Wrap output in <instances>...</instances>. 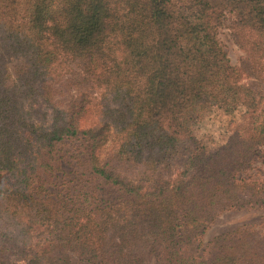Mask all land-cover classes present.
<instances>
[{
	"label": "trees",
	"instance_id": "trees-1",
	"mask_svg": "<svg viewBox=\"0 0 264 264\" xmlns=\"http://www.w3.org/2000/svg\"><path fill=\"white\" fill-rule=\"evenodd\" d=\"M213 110L241 113L209 145ZM261 151L264 0H0V264H264L258 225L201 241L264 208Z\"/></svg>",
	"mask_w": 264,
	"mask_h": 264
},
{
	"label": "rangeland",
	"instance_id": "rangeland-1",
	"mask_svg": "<svg viewBox=\"0 0 264 264\" xmlns=\"http://www.w3.org/2000/svg\"><path fill=\"white\" fill-rule=\"evenodd\" d=\"M218 39L223 49L226 51L230 62L233 65H237L244 57V52L234 42L230 31L226 27V21L219 27ZM240 113L241 110L229 116L217 110L208 112L197 127L196 136L203 138L209 145L221 143L225 139L229 121L238 120ZM78 144L79 143L76 141L65 140L59 146L60 150L58 155L60 156L59 163L61 165V170L56 173V177L49 186V190L53 193H56L65 186L71 187L77 185V174L74 173L76 167L74 166V161H72L70 157L82 150ZM66 159L72 164L67 163L65 161ZM253 171H256L255 174L264 179L263 151L258 154V158L254 161L253 168L249 172ZM251 225H258L260 230L264 231V208L232 209L219 213L216 218L207 225L204 232L201 233L202 247H205V255L208 251V241L214 236L225 231H233L234 229ZM147 264H156V258L151 257Z\"/></svg>",
	"mask_w": 264,
	"mask_h": 264
}]
</instances>
